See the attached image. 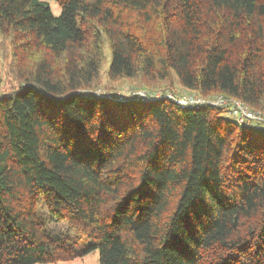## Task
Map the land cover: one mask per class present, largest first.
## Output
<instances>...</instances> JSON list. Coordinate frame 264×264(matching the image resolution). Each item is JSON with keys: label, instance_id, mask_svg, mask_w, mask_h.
Listing matches in <instances>:
<instances>
[{"label": "trees", "instance_id": "1", "mask_svg": "<svg viewBox=\"0 0 264 264\" xmlns=\"http://www.w3.org/2000/svg\"><path fill=\"white\" fill-rule=\"evenodd\" d=\"M0 0V264H264V0ZM16 70V68H15ZM105 86V87H106ZM51 223V224H50Z\"/></svg>", "mask_w": 264, "mask_h": 264}, {"label": "rangeland", "instance_id": "2", "mask_svg": "<svg viewBox=\"0 0 264 264\" xmlns=\"http://www.w3.org/2000/svg\"><path fill=\"white\" fill-rule=\"evenodd\" d=\"M49 3L51 10L55 16H58L61 13V8L58 5V3L55 0H44ZM105 54H106V63L103 67V71L100 77V85L97 87H92L90 89H87V92H90L91 94L94 93H100V94H108V93H115V94H134V93H143L146 95H166V94H173L174 96L181 97L188 95L190 93L183 91L180 86L176 85V92L172 91H164L162 89H148V88H137L134 87L132 82L123 80L116 84H114V87L116 89L112 90L109 87H112V85L106 86L107 84V76L106 71L108 70V67L110 65L111 55L107 48H105ZM17 63L14 60L13 57V51L12 46L10 43V40L7 38H4L3 36H0V94L1 93H7L12 90H14L18 86V79H17ZM16 68V70H15ZM106 86V87H105ZM216 97V96H215ZM213 97V98H215ZM218 97V96H217ZM51 224V223H50ZM56 264H99V255L98 251L89 253L82 258H78L69 262H59Z\"/></svg>", "mask_w": 264, "mask_h": 264}, {"label": "built area", "instance_id": "3", "mask_svg": "<svg viewBox=\"0 0 264 264\" xmlns=\"http://www.w3.org/2000/svg\"><path fill=\"white\" fill-rule=\"evenodd\" d=\"M86 93H90V92H86ZM94 95L109 96L108 94H100V93H94ZM163 97L174 100L183 107L203 106V105L224 107L228 110L229 114L240 123H244L247 121H253V122L264 124V115H262L261 113L250 110L247 106H245L240 101L230 100V99H226L223 97H215V98L207 99V98H203L202 96H199L198 94H188V95L181 96V97L174 96L173 94L146 95L143 93H134V94H129V95H124V94L117 95V99L119 100L141 99L143 101H149V100H157Z\"/></svg>", "mask_w": 264, "mask_h": 264}]
</instances>
